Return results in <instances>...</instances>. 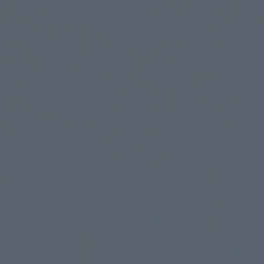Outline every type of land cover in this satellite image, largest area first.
Segmentation results:
<instances>
[{"label": "water", "instance_id": "obj_1", "mask_svg": "<svg viewBox=\"0 0 264 264\" xmlns=\"http://www.w3.org/2000/svg\"><path fill=\"white\" fill-rule=\"evenodd\" d=\"M0 264H264V0H0Z\"/></svg>", "mask_w": 264, "mask_h": 264}]
</instances>
